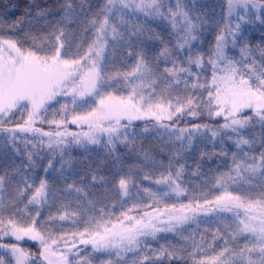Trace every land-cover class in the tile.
Returning a JSON list of instances; mask_svg holds the SVG:
<instances>
[{"label": "snow or ice", "instance_id": "1", "mask_svg": "<svg viewBox=\"0 0 264 264\" xmlns=\"http://www.w3.org/2000/svg\"><path fill=\"white\" fill-rule=\"evenodd\" d=\"M85 3L63 0L58 9L61 16L54 22L48 19L49 9H39L36 16L51 31L26 34L31 41L28 47L20 39L0 35V133L5 134L0 147L27 159V164L13 161L0 174V264H6L5 256L11 258L7 264H94V253L107 255L100 264H128L129 253L133 254L131 264H163L164 260L169 264L184 260L187 264L180 255L187 250L186 245L146 250L148 245L142 238L156 239L160 232H174L180 240L190 242L189 258L204 254L192 264H264V44L253 47L244 42L241 33V22L259 20L264 24V0H227L223 27L207 53L193 48L206 23L194 0L191 6L184 0H175L174 5L166 0H103L91 14ZM156 18L170 25L169 40L148 27V20ZM19 23L8 27L15 29ZM69 24L79 26V35L69 29ZM146 34L160 44L151 60L144 47ZM229 46L239 50V58L229 54ZM117 55L121 67L115 66ZM207 66L211 67L210 79L204 76ZM193 90H200L199 94ZM203 111L209 117H222L223 123L214 128L208 124H194L191 129L177 127L185 114L196 117ZM137 121L145 122L143 133L153 131L176 149L167 168L154 180L166 188L159 192L143 188L151 201L148 203L130 168L128 175L119 178L118 189L135 202L118 216L103 207L97 209L88 199L87 185L77 186L75 182L64 189L68 202L61 203L53 213L57 193L44 179L37 186L30 175L36 166L34 156L40 155L37 149L46 145L53 156L59 151L60 169L49 158L44 172L59 171L65 180L64 169L71 168L72 163L64 158V146L73 144L85 149L102 144L109 154L116 151L117 144L134 152L139 147L143 152L141 167L156 168L158 162L138 145L141 133L136 130ZM37 124L55 128L44 131ZM68 124L86 126L87 131L70 132ZM257 125L258 137L248 131ZM202 129L211 132V138ZM195 133H200L202 140L215 141L219 136L223 156L228 155L224 138L235 137L238 151L231 154L232 167L213 180L222 191L214 199L204 194L203 203L195 206L188 203L161 208L160 197L169 196L168 190L177 196L185 191L180 183L184 165L173 171V160L178 162L183 152L191 150ZM257 141L258 155L254 154ZM159 167L164 168L162 162ZM96 179L93 175L92 180ZM143 179L152 177L145 173ZM231 184L238 187L230 191ZM256 187L260 191L253 195ZM133 188L137 189L135 194ZM127 203L121 201V208ZM42 211L48 212L45 218H41ZM198 212L231 213L230 219L217 217L223 228L217 227L211 235L213 242L220 240L223 247L217 251L212 246L214 255H206L204 236L197 242L194 235L186 236L182 229L190 221L205 223L196 219ZM57 222H70V226ZM6 237L10 239L5 241ZM25 239L38 243L36 252L21 246L19 242Z\"/></svg>", "mask_w": 264, "mask_h": 264}, {"label": "trees", "instance_id": "2", "mask_svg": "<svg viewBox=\"0 0 264 264\" xmlns=\"http://www.w3.org/2000/svg\"><path fill=\"white\" fill-rule=\"evenodd\" d=\"M76 2L79 3L80 0H76ZM184 2L187 3L186 0H184ZM223 2L224 0H218V3L214 1V3H209L208 5L197 4L195 6L198 13L205 18L206 23L203 26V31L197 40V44L193 46L194 50L207 53L214 45L215 36L218 34L220 28L223 27L225 17L227 16L226 7ZM61 3H63V0H0V22L3 23V28L0 29V35L20 39L24 41L25 47H28L31 41L27 39L26 34H46L51 31L50 26L46 24L42 18H38L36 16V12L42 8L49 9L48 19L49 21L54 22L61 16V13L58 10ZM102 4L103 0H86L84 7L86 10H89L90 8L89 14H91L96 12ZM140 19L144 20L143 18ZM16 21H20L19 25L15 29H10L8 26ZM68 27L69 29L76 30L77 35H79L78 25L69 24ZM148 27L152 30V32L158 33L165 41L170 39L169 33L171 28L167 21L162 19L148 21ZM246 31L248 32L247 36L244 37V42L253 47L257 44H264V24H261L259 20H254L253 25L251 27L249 26ZM147 36L148 34H146L144 38V47L149 55V59L151 60L159 51L160 44L158 40L148 39ZM75 51L76 47L75 44H73L71 52L74 54ZM127 62L131 63L132 61L129 59ZM115 66H122L119 55L115 58ZM194 71L200 70L194 69ZM204 76L210 79V66H207ZM180 87L181 94H184L183 86L181 85ZM108 90L112 89L110 88ZM193 91L198 95L200 90ZM58 107L59 105H57V108ZM86 107L80 109V111H85ZM69 108H71L70 104ZM58 118L59 117H57V119ZM144 123V121L136 122L138 125L136 130L141 133V136L138 139V145H141L143 149L148 151L149 154L158 162L156 168H152L151 166L141 167L140 162L143 161V152L139 150V147L134 152L131 149H126L122 144H117L116 151L112 154H109L103 145L94 149L77 150L76 148H71L66 151L64 156L65 159L70 158L72 163L71 168L65 167L64 169L65 180L61 178L59 171L53 172L49 169V173L46 174L44 172V168L47 167L49 158L53 159L56 169H60L61 157L56 154L53 156L49 150L47 153L44 148L37 149V151L40 152V155L34 156L36 166L34 170H30V175L34 178L37 186L39 185L40 180L44 179L48 182L50 188L57 193L56 200L54 202V206L51 207V211L55 213L56 208L59 207L61 203L68 202L64 199L66 195L64 189L67 187L68 183L75 182L77 186L87 185L86 191L89 193L88 199H91L96 204L97 209L103 207L106 211H111L114 214V217L118 216L121 211L131 207L132 203L135 202L128 197L122 196L118 189L119 178L122 175H128L130 168L132 169L133 179L135 180L141 195L148 203H151V201L148 200V197L143 194L142 189L149 187L153 191L159 192V190L166 188L165 185L155 184L154 180L158 179L160 172L167 168L169 158L174 157L176 149L172 145H167L153 131L143 133L142 128ZM222 123V119L209 117L207 112L203 111L196 117L185 114L183 118L177 122V127H186L191 129L194 124H208L214 128L218 124ZM36 126L42 127L44 131H51L55 128L54 125L50 126L48 124H37ZM68 128L69 130L78 129L76 126H72L70 124H68ZM249 131H254L257 137L259 136L260 129L258 125L254 130ZM208 134L209 133L204 135L211 138L210 134ZM221 147L220 140H202L201 137L197 138L194 136L191 150L183 152L182 158H180L178 162L175 159L173 160V171H175L180 164L184 165V171L181 176L180 183L185 191L181 195L177 196L176 194L171 193V190H168L169 196L164 197L161 195V204L159 206L163 208L165 205L171 206L172 204H176L177 207H179L180 204L188 203H192L193 206H195L196 203H203L204 194H207L208 199H214L215 195L220 193V188L214 186L213 180L221 173L229 171L232 167L231 154L238 151L236 147L229 145L226 140H224L223 148L228 152V155L223 156L220 155ZM21 148H23V145H21ZM161 149H163V151H161ZM259 151V141H257V149L254 154L258 155ZM202 152L206 154L202 156ZM207 153H212V155L209 156ZM13 161L16 165H19L22 162L27 164L25 156L15 155L10 151V149L0 147V174L3 173L5 168H9ZM159 162L163 163L164 168L159 167ZM137 172H139V175H135ZM145 173L150 174L152 179H143ZM93 175L97 177L95 181L92 180ZM100 177H104V180H100ZM131 191L135 194L137 189L133 188ZM259 191L260 189L258 187L254 188L253 195L258 194ZM75 195L76 194L73 193V197H75ZM5 196H7V193H5ZM123 200L128 201L124 209L120 206V202ZM72 204L73 207H75L74 199H72ZM113 205H115V207H113ZM136 211L131 214L135 215ZM47 215V211H42L41 218H45ZM57 223H64L65 225L70 226V222ZM217 227L222 229L223 224L221 222L206 223L194 230L191 234L195 236L197 242L201 240V236H204L206 241L204 247L207 252L206 255L208 256L214 254L213 252L208 251L209 246H215L217 251L223 247L222 241L217 240L216 242H213L212 240L211 234ZM56 231H59V229H56ZM20 244L31 252H36L38 249V244L36 243L23 242ZM147 245L148 247L146 250L149 252L152 249L158 250L161 246L167 247L169 245H174L177 249H179L181 246L186 245L187 250L180 253V255L185 258L187 264H192L193 259H200L203 256V254H201L200 256L189 258L188 253L192 251L191 243L182 241L177 236L162 237L156 241L147 243ZM107 259L108 257L106 255L94 253V264H100V261ZM126 259L128 260V264H131L132 256ZM163 264H169V261L164 260ZM171 264H184V260H173L171 261Z\"/></svg>", "mask_w": 264, "mask_h": 264}, {"label": "rangeland", "instance_id": "3", "mask_svg": "<svg viewBox=\"0 0 264 264\" xmlns=\"http://www.w3.org/2000/svg\"><path fill=\"white\" fill-rule=\"evenodd\" d=\"M187 1V3H185V4H188L189 6H191L192 5V0H186ZM214 1L216 2V3H218V0H194V6H196L197 4L198 5H208L209 3H214ZM166 2L167 3H171V4H175V0H166ZM223 4H224V6L226 7L225 9H226V13H227V0H224V2H223ZM140 18H143V19H145L144 17H143V15L142 14H140ZM160 18H156V19H149L148 21H154V20H159ZM232 21H233V24L236 22V20H235V16H233L232 18ZM247 19V18H246ZM253 25V22H251V23H245V22H241V33H242V35H243V37H245V36H247V32L250 30H248V31H246L247 30V28L250 26H252ZM245 31H246V33H245ZM197 44V41H193V46H195ZM229 54L230 55H234V56H236L237 58H239V50L238 49H232L231 48V46H229ZM68 99H70V98H68ZM86 100H91V98L90 97H86L85 98ZM63 102V101H62ZM80 103H83L82 101L80 102ZM71 105V104H70ZM217 118H219V119H222L223 120V118L222 117H217ZM137 122H139V121H137ZM136 123V122H135ZM70 125H72V126H76L78 129H76V130H69V128H68V131H70V132H79V131H87V127L86 126H84V127H78L77 125H74V124H70ZM202 132H204V130H201ZM249 131V130H248ZM207 133H209L210 134V136H211V132H204V134H207ZM208 134V135H209ZM229 134H231V133H229ZM5 134H0V138H2L3 136H4ZM21 135H24V134H21ZM28 135V137L31 139L32 138V134H27ZM194 136H196L197 138H200L201 137V134L200 133H195L194 134ZM45 139V141L47 140V138H44ZM67 139H71V137H68ZM103 139V138H102ZM234 139H235V137H233V140H229V139H227V137H225L224 138V140H226V142L229 144V145H231V146H234L235 147V144H234ZM220 140V137L218 136V137H216L215 138V141H219ZM102 145V144H101ZM101 145H87V148L86 149H94V148H98V147H100ZM46 146V145H45ZM65 147V153H66V151H68L69 149H71V148H76L77 150H82V149H85L84 147H81V146H79V145H75V144H73V145H67V146H64ZM44 150H46L47 151V153L49 152V151H51L50 149H48L47 147L45 148L44 147ZM49 150V151H48ZM57 156H59L60 157V154H59V151H57L56 153H55ZM50 171H48V173H49ZM238 186L237 185H235V184H231L230 185V187H229V190L231 191V190H233V189H236ZM248 186L247 185H244V188H247ZM222 191V189H220V192ZM189 214H191V213H189ZM217 217H227V218H231V213H219V212H211V213H207V214H205V213H203V212H198L197 213V217H196V219L198 220V221H200V220H202V221H205V223H200L199 225H197V223L196 222H189L188 224H186V225H183L182 226V229L183 230H185V232H184V234L186 235V236H188V235H191L193 232H194V230H196L197 228H199L200 226H202L203 224H206L207 223V221H212V222H220L218 219H217ZM169 236H176L175 235V233L174 232H160V233H157V235H156V239H153L152 237H147V238H142V239H146V242L147 243H149V242H152V241H156L157 239H159V238H162V237H169ZM8 239H10V238H5V240L7 241ZM23 242H32V243H36V244H38L37 242H34V241H30V240H27V239H25L24 241H20L19 243H23ZM81 247H83V246H81ZM142 247H143V245H142ZM211 247L212 246H209L208 247V251H211L212 252V250H211ZM89 250H90V246H89ZM96 254H99V255H106L105 253H96ZM206 254H207V252H206ZM133 254H131V253H129V254H127V256H126V258H128V257H130V256H132ZM204 255V254H203ZM211 255H214V254H211ZM211 255H209V256H211ZM107 256V255H106ZM9 259H11L10 258V256H5V261H6V264H7V261L9 260Z\"/></svg>", "mask_w": 264, "mask_h": 264}]
</instances>
